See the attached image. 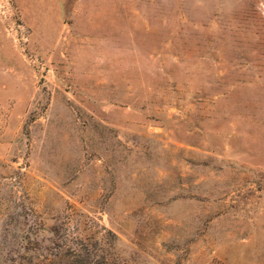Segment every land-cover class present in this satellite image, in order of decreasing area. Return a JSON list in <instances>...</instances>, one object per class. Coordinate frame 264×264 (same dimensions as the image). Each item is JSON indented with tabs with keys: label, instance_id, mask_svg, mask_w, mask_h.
Here are the masks:
<instances>
[{
	"label": "rangeland",
	"instance_id": "obj_1",
	"mask_svg": "<svg viewBox=\"0 0 264 264\" xmlns=\"http://www.w3.org/2000/svg\"><path fill=\"white\" fill-rule=\"evenodd\" d=\"M68 238L264 264V0H0V264Z\"/></svg>",
	"mask_w": 264,
	"mask_h": 264
},
{
	"label": "trees",
	"instance_id": "obj_2",
	"mask_svg": "<svg viewBox=\"0 0 264 264\" xmlns=\"http://www.w3.org/2000/svg\"><path fill=\"white\" fill-rule=\"evenodd\" d=\"M93 240L94 238L85 240L68 238L62 245L56 244L52 253L49 250L51 259L40 264H117L116 260L111 258H107V261L104 262L99 261L100 250L95 246ZM90 243H93L94 246Z\"/></svg>",
	"mask_w": 264,
	"mask_h": 264
}]
</instances>
